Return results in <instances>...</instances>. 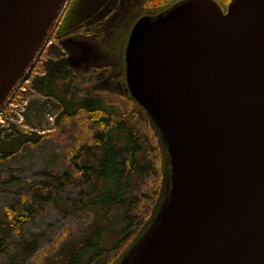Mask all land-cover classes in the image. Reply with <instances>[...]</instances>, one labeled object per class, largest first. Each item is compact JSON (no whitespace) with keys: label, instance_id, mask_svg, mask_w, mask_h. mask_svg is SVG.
Instances as JSON below:
<instances>
[{"label":"water","instance_id":"1","mask_svg":"<svg viewBox=\"0 0 264 264\" xmlns=\"http://www.w3.org/2000/svg\"><path fill=\"white\" fill-rule=\"evenodd\" d=\"M68 0H0V109ZM128 90L170 168L157 218L119 264H264V0H182L133 26Z\"/></svg>","mask_w":264,"mask_h":264},{"label":"rangeland","instance_id":"2","mask_svg":"<svg viewBox=\"0 0 264 264\" xmlns=\"http://www.w3.org/2000/svg\"><path fill=\"white\" fill-rule=\"evenodd\" d=\"M99 1L89 0L87 3L84 0L85 5H89V11L95 8V5L100 7L102 3ZM70 2L71 0H68L58 22L62 21ZM145 2L146 0L121 1L120 9L110 28L114 30L122 27V30L129 31V35L125 47L118 55L116 48L112 46L110 52L106 51L98 33H90V27L79 28L71 35L72 38L83 40L82 45L71 44L77 54L68 61L77 69L72 79L71 96L81 98L87 94H99L127 109L131 105L128 104L129 95L142 106L128 90L126 49L134 24L144 16L139 15L145 8ZM78 15V24H81V11ZM56 29L57 25L32 63L27 76L9 99L5 115L0 114L1 138L6 139L9 133L12 135L7 140L14 137V130L9 129L12 125L44 135L36 143L25 145L19 153L9 159L0 161V264H66L67 251L81 243L93 228L111 219H114L113 228L122 225V221L115 219L119 216L117 211L104 214L85 207L87 198L101 190L100 187L89 185L77 167L78 161L79 165L85 162L84 153L79 151V157L73 158L77 146L86 144L90 136L85 118L79 115L75 120L57 123L56 116L62 109L58 99L46 97L32 87L31 79L45 72L43 63L61 56L66 58L68 51L63 47V43L69 44L74 40L56 38ZM145 111L147 112L146 109ZM134 120L136 126L141 128L149 139L148 154L157 171L145 174L135 182L129 192L134 198L132 213L135 215L129 220L134 221L137 217V226H132L125 232L117 249L102 251L101 255L91 258L88 264H119L152 227L168 194V155L160 130L151 116L150 120L154 124L153 127L151 125L152 128L146 126L138 116H134ZM25 206L37 211L28 221L22 224L14 223L9 216V209L13 208L18 214H23ZM108 228L113 238L112 228ZM132 233L139 235L127 246V240ZM108 241V238H104L103 245L106 246ZM88 254L89 252L83 253L80 259L88 257Z\"/></svg>","mask_w":264,"mask_h":264},{"label":"trees","instance_id":"3","mask_svg":"<svg viewBox=\"0 0 264 264\" xmlns=\"http://www.w3.org/2000/svg\"><path fill=\"white\" fill-rule=\"evenodd\" d=\"M121 1L100 0L99 3L102 5L100 7L95 5L91 11L88 10L89 13L87 12L81 24L83 28L90 27V33H98L99 40L106 51L110 52L111 46L116 48V55L125 47L129 35V31L122 30V27L114 28V30L110 28L111 22L120 9ZM178 1L180 0H146L145 4L143 3L144 6L143 4L139 6V8L145 7L139 16L157 14ZM217 1L224 10H227L232 0ZM121 36H123L122 39ZM105 38L106 41H104ZM54 59L43 63L45 72L31 79L32 87L46 97L58 99L62 109L56 116L57 123L75 120L79 115L85 118L90 136L86 144L77 146V151L73 152V158L79 157V151L84 153L85 162L79 165L78 161L77 167L80 168L82 177L89 185L101 188L99 192L87 198L85 207L99 210L104 214L117 211L119 216L115 219L122 221L119 228H113L114 219L106 220L103 225L101 223L93 228V231L85 236L81 243L67 251L66 264H88L91 258L101 255L102 251L109 252L117 249L123 241L125 232L138 224L137 217L134 221L129 220L131 216H135L132 213L134 198L129 192L135 182L145 174L156 173L157 170L148 154L149 139L143 130L136 126L134 116H138L148 127L151 125L153 127L154 124L145 109L129 95L127 96L128 104L131 105L127 109L99 94H87L81 98L71 96L72 79L77 69H74L67 59ZM121 74L124 77V73L121 72ZM9 127L15 134L10 140H7L12 135L10 133L6 139L0 137V161L9 159L19 153L25 145L36 143L44 137L27 128L15 125ZM167 168V180H169V164ZM36 211L34 208L25 206L24 213L18 214L10 208L9 216L14 223L22 224L28 221ZM108 227L112 228L113 238L110 236ZM138 235L139 233H132L127 240V246ZM104 238L109 239L106 246L103 245ZM88 252V257L80 259L83 253Z\"/></svg>","mask_w":264,"mask_h":264},{"label":"flooded vegetation","instance_id":"4","mask_svg":"<svg viewBox=\"0 0 264 264\" xmlns=\"http://www.w3.org/2000/svg\"><path fill=\"white\" fill-rule=\"evenodd\" d=\"M88 1L89 0H86L87 3H88ZM89 4H91V2ZM84 5H85L84 0H71V2L67 6V9L63 15L62 21L57 23V29L55 31V33H56L55 37L56 38L64 37V39H74V40H71V42L69 44L63 43L64 46L63 45L62 46L65 49H67L68 52L66 54L67 55L66 58H63V56H61L59 59H67V61H68L72 56L77 55V54H75L76 52L74 51V49H72V46H71L72 43H74V45L75 44L82 45L83 40H77L75 38H72L71 35H74L76 33L75 31L77 29L83 28L81 26L82 23L78 24V21H79V15L78 14L81 11L80 21L82 20V18H83V20L86 18L87 11L89 10V5L88 4H86L85 6ZM80 7H82L81 10H80ZM80 58H81V56H80ZM84 59H85V57L82 58V60H84Z\"/></svg>","mask_w":264,"mask_h":264}]
</instances>
